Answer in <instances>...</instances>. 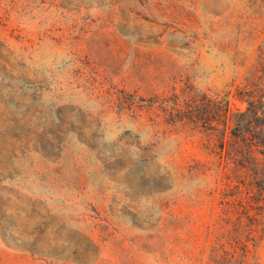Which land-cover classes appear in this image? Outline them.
<instances>
[{"label": "rangeland", "instance_id": "1", "mask_svg": "<svg viewBox=\"0 0 264 264\" xmlns=\"http://www.w3.org/2000/svg\"><path fill=\"white\" fill-rule=\"evenodd\" d=\"M257 88L264 0H0V264H264L175 122Z\"/></svg>", "mask_w": 264, "mask_h": 264}, {"label": "trees", "instance_id": "2", "mask_svg": "<svg viewBox=\"0 0 264 264\" xmlns=\"http://www.w3.org/2000/svg\"><path fill=\"white\" fill-rule=\"evenodd\" d=\"M233 97L245 102V109H235ZM227 99L223 107L213 104L208 119L175 122L203 127L215 139V170L225 185L218 191L228 212L245 226L248 248L252 241L264 239V90L231 92Z\"/></svg>", "mask_w": 264, "mask_h": 264}]
</instances>
